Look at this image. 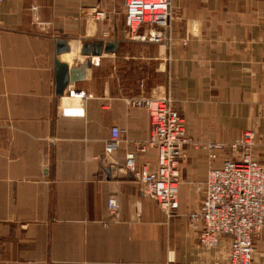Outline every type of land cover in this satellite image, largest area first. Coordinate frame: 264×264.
Masks as SVG:
<instances>
[{"label":"crops","instance_id":"1","mask_svg":"<svg viewBox=\"0 0 264 264\" xmlns=\"http://www.w3.org/2000/svg\"><path fill=\"white\" fill-rule=\"evenodd\" d=\"M171 3V41L146 58L157 63L150 92L145 78H131L121 45L98 57L81 54L86 39L115 37L122 0H0V264L217 260V250L199 245L201 226L185 217L204 198L208 149H185L180 215L172 217L111 164L151 136L148 111L128 104L139 93L170 94L201 145L253 131L252 155L264 164V0ZM97 7L104 18L95 17ZM56 38H67L71 52L57 55ZM57 60L76 76L60 91ZM113 127L121 141L107 155ZM214 152L216 165L233 157ZM140 161L155 167L156 150ZM110 198L118 201L116 216ZM255 248V263L264 264V234Z\"/></svg>","mask_w":264,"mask_h":264},{"label":"built area","instance_id":"2","mask_svg":"<svg viewBox=\"0 0 264 264\" xmlns=\"http://www.w3.org/2000/svg\"><path fill=\"white\" fill-rule=\"evenodd\" d=\"M125 26L131 38L142 42L166 44L170 42L172 19L171 0H122ZM96 18L106 13L98 8L93 11ZM77 96L84 92L76 91ZM128 104L140 106L148 111L152 125L151 136L137 146L135 152L126 155L124 163L114 162L111 168L127 172L139 183L143 194L159 205L167 217L180 215L179 189L181 164L188 146H203L210 152V167L206 176L204 198L197 210L185 215L191 224L201 226L199 245L204 249L226 250L217 260L192 262L190 264H256L255 241L264 234V164L252 155L255 135L244 131L241 137L230 144L199 143L190 137L180 111L173 105V97L163 94L157 97L129 98ZM82 111V110H81ZM122 131L113 127L105 153L112 155L121 141ZM154 148L156 166L141 162L140 156ZM217 148L227 149L231 158L222 165L214 164ZM108 209L118 214L116 198H110ZM167 264H177L169 261Z\"/></svg>","mask_w":264,"mask_h":264},{"label":"rangeland","instance_id":"3","mask_svg":"<svg viewBox=\"0 0 264 264\" xmlns=\"http://www.w3.org/2000/svg\"><path fill=\"white\" fill-rule=\"evenodd\" d=\"M119 8L121 10L118 12V15H117V28H118V32H119L118 39L120 40L121 49H125L127 57H130L128 59L130 76L133 79V81H136L137 79L145 78L147 81L146 83L149 82L147 86H149V88L151 89V88H153V86L149 85V84L152 83V80H153L152 76L155 77L154 74L156 73L155 70L157 67V63L155 60L154 61H151V60L147 61L146 58H148V56H149L148 54L151 55L155 51V49H159V45L160 46L161 45H167L170 42H167L166 44H157V43L148 42V41L142 42L140 40V38H137V37L131 38L129 33H128V29L125 26V22H124L125 15L123 12V8L121 5L119 6ZM170 39H171V36H170ZM106 40H109V39H106ZM162 47L164 48L165 46H162ZM147 49H149L150 52L146 51V54L143 53ZM158 78H159L158 82H161L162 77L159 75ZM150 92H152V89ZM149 95L150 94L139 93V95H137V96H139L141 98L142 97H151ZM258 153H259L258 154L259 159H260V157H264V154H263L264 152L261 151ZM225 250H226V245H222L220 250L218 249L217 251H218V253H221V252H224Z\"/></svg>","mask_w":264,"mask_h":264},{"label":"water","instance_id":"4","mask_svg":"<svg viewBox=\"0 0 264 264\" xmlns=\"http://www.w3.org/2000/svg\"><path fill=\"white\" fill-rule=\"evenodd\" d=\"M56 54L61 55L63 53L71 52V46L67 38H56ZM120 47V40L118 39V32L115 34L113 39H86L81 47V54L85 56L98 57L105 53L117 52ZM56 90L60 91L63 86L67 83L68 78L74 82L76 79L75 75H71L72 71L69 66L61 61H56ZM91 66V61L86 63Z\"/></svg>","mask_w":264,"mask_h":264},{"label":"bare ground","instance_id":"5","mask_svg":"<svg viewBox=\"0 0 264 264\" xmlns=\"http://www.w3.org/2000/svg\"><path fill=\"white\" fill-rule=\"evenodd\" d=\"M80 45V44H79ZM81 46V45H80ZM77 52V51H76Z\"/></svg>","mask_w":264,"mask_h":264}]
</instances>
